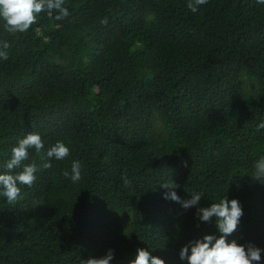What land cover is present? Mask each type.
<instances>
[{"label": "trees", "instance_id": "obj_1", "mask_svg": "<svg viewBox=\"0 0 264 264\" xmlns=\"http://www.w3.org/2000/svg\"><path fill=\"white\" fill-rule=\"evenodd\" d=\"M188 2L65 0L67 17L42 12L16 34L0 20V47L10 44L0 174L29 132L44 142L12 170L35 164V183L15 204L0 196V264H82L110 249V264H130L138 248L188 264L183 246L221 235L199 208L225 196L243 210L227 239L260 248L264 264V182L253 176L264 157V4L208 0L193 13ZM57 141L64 160L46 155ZM171 179L199 204L165 199Z\"/></svg>", "mask_w": 264, "mask_h": 264}, {"label": "clouds", "instance_id": "obj_2", "mask_svg": "<svg viewBox=\"0 0 264 264\" xmlns=\"http://www.w3.org/2000/svg\"><path fill=\"white\" fill-rule=\"evenodd\" d=\"M257 2L264 4V0H257ZM207 3L208 0H189L187 7L195 13L200 6ZM42 12H46L50 17L55 12L56 20L69 15L65 0H0V20L4 21L5 30L12 34L27 32L32 25L37 23V18ZM9 47L8 42H3L0 47V59L8 60L7 49ZM258 127L264 128V122ZM29 149H35L37 154L44 149V142L39 133L29 132L18 141V144L11 149V158L6 163L8 172L0 174V196L6 198L10 205L20 199V185L31 187L37 179L35 164H24L21 171L12 174V170L20 168L22 162L28 159ZM69 154V147L62 141H57L46 153L48 158L56 160H64ZM43 167L50 168L51 164L45 162ZM254 169V178L264 182V157L255 162ZM63 174L65 177L70 175L68 171ZM81 178V164L73 161L70 179L76 183ZM124 183L126 185L129 183L126 176ZM162 187L167 189L164 193L165 199L179 202L185 209L198 205L202 196L200 193H192L191 199L181 200L175 191L178 185L172 179L163 183ZM242 215L243 210L238 199L229 200L226 196L219 202H213L210 207L199 208L198 216L202 221L210 222L213 217L216 218L221 235L218 238L205 235L202 240L192 242L190 253L189 246H183L179 253L180 259L187 260L188 264H254V262L259 264L262 251L260 248L253 244H249L246 248L235 239L231 241L227 239L237 230ZM113 258L114 252L110 249L105 256L83 260L82 264H110ZM130 264H166V262L159 256L152 255L146 248H138Z\"/></svg>", "mask_w": 264, "mask_h": 264}]
</instances>
